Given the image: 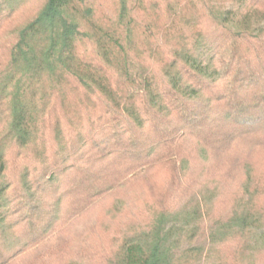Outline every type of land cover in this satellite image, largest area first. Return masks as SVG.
Masks as SVG:
<instances>
[{
	"label": "trees",
	"instance_id": "1",
	"mask_svg": "<svg viewBox=\"0 0 264 264\" xmlns=\"http://www.w3.org/2000/svg\"><path fill=\"white\" fill-rule=\"evenodd\" d=\"M0 39V264L162 167L186 175L193 152L220 169L236 129L264 132V0H0ZM176 203L101 264H222L231 241L242 260L264 245L253 201L211 222L204 197Z\"/></svg>",
	"mask_w": 264,
	"mask_h": 264
},
{
	"label": "rangeland",
	"instance_id": "2",
	"mask_svg": "<svg viewBox=\"0 0 264 264\" xmlns=\"http://www.w3.org/2000/svg\"><path fill=\"white\" fill-rule=\"evenodd\" d=\"M39 5L34 3L29 6L30 14ZM4 42L6 40L0 39V44ZM254 129L257 138L246 133V130L243 132L236 129L235 144L225 156L216 158L218 163L224 160L220 169L211 168L209 156L203 160L194 156L197 154L193 152L186 175H177L165 166L155 172L151 183L138 182L117 198L99 199L86 213L67 217L60 228L61 232L57 231L59 234L56 232L54 238L46 232L43 239L37 240L36 250L33 249L26 257L16 260L17 264H85L90 261L101 264V261L116 254L127 234L138 229L154 215L157 201L163 199L173 205L175 202L193 203L196 198L204 197L208 203L206 217L210 222L228 219L239 203L249 200L254 202L264 216V132L262 128ZM234 132L231 129L228 135ZM149 185L156 193L146 188ZM247 185H250L248 193L245 189ZM60 235L61 239L69 242L61 251L58 250L57 243ZM19 237L17 233V239L9 242V246H14V252L24 246ZM18 245L20 246L17 247ZM240 245L231 241L219 250L222 264H264V245L254 255L255 258H249L250 260L238 257Z\"/></svg>",
	"mask_w": 264,
	"mask_h": 264
}]
</instances>
